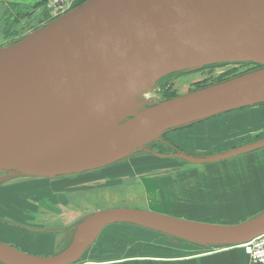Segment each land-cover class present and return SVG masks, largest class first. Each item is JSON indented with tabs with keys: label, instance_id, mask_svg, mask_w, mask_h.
<instances>
[{
	"label": "water",
	"instance_id": "water-1",
	"mask_svg": "<svg viewBox=\"0 0 264 264\" xmlns=\"http://www.w3.org/2000/svg\"><path fill=\"white\" fill-rule=\"evenodd\" d=\"M236 55L263 68L148 108L71 158V163L108 150L124 152L156 131L264 102V0H89L0 50V168L20 163L15 159L23 153L150 73L163 78L196 65L187 64L195 59ZM261 148L264 139L215 156L180 157L207 164ZM43 167H29L27 172L53 177L88 170L81 166L49 173ZM118 222L211 245H242L264 232V212L242 223L220 225L113 208L82 221L70 245L58 254L36 257L0 243V260L73 264L106 226Z\"/></svg>",
	"mask_w": 264,
	"mask_h": 264
},
{
	"label": "rangeland",
	"instance_id": "rangeland-1",
	"mask_svg": "<svg viewBox=\"0 0 264 264\" xmlns=\"http://www.w3.org/2000/svg\"><path fill=\"white\" fill-rule=\"evenodd\" d=\"M88 1L0 0V50L44 29ZM255 62L249 59L207 61L184 67L163 78L157 77L153 85L131 96L126 105L121 106L123 111L118 110L109 120L103 119L101 135L94 134L85 143L82 142L84 139H78L76 146L69 147L68 151L55 147L52 149L57 151L44 153V148L57 139L53 136L25 152V155H34L28 157L25 164L6 165L0 170V240L11 243L7 245L12 247L38 253L40 249L36 245L29 246L31 240L26 244L21 237L41 232L35 231L33 222L55 219L57 224L51 229L70 227L64 244L51 251L55 255L70 245L82 221L113 208L147 209L180 219L220 225L238 224L259 214L261 209L254 204L259 196L264 198V148L207 164H192L180 155L215 156L263 140L264 102L156 131L137 146L130 149L128 145L124 152L108 150L93 159L71 163V158L88 151L120 124L166 101L163 89L173 96H184L220 79L263 68ZM63 132L62 129L57 134L63 137ZM95 135L98 137L94 139ZM68 154L72 155L65 157ZM63 157L66 164L61 163ZM51 159L56 160L49 161ZM37 165L45 166L48 169L45 172L49 173L54 170L71 172L81 166L88 171L80 169L75 174L56 177L27 172L29 167ZM238 205L243 207L244 218L232 217L233 220L230 214ZM208 207L211 212L220 210L219 207L227 208L224 211L227 215L224 212L201 217L194 215ZM78 213L82 215L76 217ZM107 227L114 228L116 231L113 232L119 235L105 241L116 250L113 257L132 254L134 249L148 248V245L177 249L173 242L182 241L165 232L128 222ZM105 236L110 237V234ZM37 238L38 242L44 241L38 235ZM60 241L63 243L64 240Z\"/></svg>",
	"mask_w": 264,
	"mask_h": 264
},
{
	"label": "crops",
	"instance_id": "crops-1",
	"mask_svg": "<svg viewBox=\"0 0 264 264\" xmlns=\"http://www.w3.org/2000/svg\"><path fill=\"white\" fill-rule=\"evenodd\" d=\"M71 174H75V173H70V174L66 173L63 175H71ZM63 175H59V176H63ZM262 197L263 195L261 197L259 196L254 204L255 206L258 207L259 210L261 209L260 211L261 213L264 211V198ZM236 207H238L235 208L237 209L236 210L237 212L236 211L233 213L231 212L230 218L232 217L241 218V219L244 218V215L242 214L243 207L241 205H238ZM219 208L220 210L211 212V208L208 207L206 210L194 215H197L198 217L205 215L210 216V214H221L227 209V208L222 209V207ZM76 213L77 212H75V214ZM80 215H82V213H78L76 217ZM224 215L227 214H225L224 212ZM198 222H202V221L199 220ZM55 224H57L55 219H48L45 222H40V221L33 222L35 231H41L40 233H36V234L41 238H43L44 241L38 242L37 240L38 238L35 233L29 234L26 237H24L25 235H22L21 240L23 241L26 240V244L30 243V241L28 240H31L32 242L29 244V246L36 245V247L40 249L38 253L32 252L30 250L22 249L19 248L18 246L13 245L14 248L24 254H29L36 257H39V255L51 256L52 255L51 251H53V248L60 247L61 245H63L65 240H67V236L69 234L68 231H70L69 225H66L63 230H61L62 226L55 227L56 230L51 229L55 226ZM229 224H235V223H229ZM113 231L116 230L112 227L110 228L107 227L104 230H102L95 237V239L92 241L90 246L81 256V258H79V260H77L73 264H253L243 245L200 244V243L186 241L183 239H181L182 240L181 242H173V245H175L177 249L169 250L170 249L169 247L158 248L148 245V248L143 247V248L134 249V252L132 254H125V255L113 257L114 252L116 250L113 247L108 246L109 244L105 243L106 240L119 236L117 233ZM106 233L110 234V237H106L105 236ZM60 240H64L63 243H61ZM0 242L6 244V242H4L3 240H0ZM7 244H11V243H7ZM122 249L125 250L124 247H122ZM0 261L2 264H7V262H5L4 260H0Z\"/></svg>",
	"mask_w": 264,
	"mask_h": 264
},
{
	"label": "bare ground",
	"instance_id": "bare-ground-1",
	"mask_svg": "<svg viewBox=\"0 0 264 264\" xmlns=\"http://www.w3.org/2000/svg\"><path fill=\"white\" fill-rule=\"evenodd\" d=\"M247 58L248 57L239 56V55L231 56V57L230 56H207V57H203V58H199V59H195V60L189 61V62H187V64L192 65V64H197V63H202V62H207V61H220V60H224V59L244 60V59H247ZM156 75L157 74L150 73V74L142 77L141 79H138V81L126 86L125 88L121 89L118 92L110 94L103 101L97 103L96 105H94L90 109H88L85 112H83L80 115H78L71 122L66 124L65 125L66 127L64 126V128H62L64 130V132H63L64 135L61 133L63 135V137H61V135L57 134L59 132L58 131V132L52 134L51 136H49L47 138V139H49V138H51L53 136H54V138L57 137V139L55 140V142L53 144H50L47 147L45 146L46 148H44L43 151H46V152H44V153H47V152L52 153L53 151H57V149H52V148H55V147H59L60 150L68 151L69 147L76 146L77 142H79L78 139L81 140V141L84 139L82 142L85 143L86 141H88V139L90 140V138H92V136L94 134H97V133L98 134H100V133L102 134L104 130L100 131V128L103 127V119L109 120L114 115H116V112L118 110L123 111L122 110L123 108L121 106H123L124 104L126 105V103L128 102V99L131 98V96H134V94H138V92L143 90V88H147V87H150L151 85H153L155 80H156ZM73 123L75 125H73V126L68 128V126L70 124H73ZM67 131H69V132L65 135V133ZM56 134H57V136H56ZM96 136L97 135L94 136V139L98 137V136L97 137ZM55 145H58V146H55ZM80 145H82V144H80ZM34 148H32V149H34ZM76 148L77 147H75V149ZM28 152H26V153H28ZM26 153H23L21 156H19L15 160L23 164L24 161L28 157L29 158H33L34 155L29 156L30 153L25 155ZM38 154H40V153H38ZM38 154H35V155H38ZM70 155H72V154H68L65 157H68ZM53 157H55V156H52L51 158H53ZM65 157H63L62 160H61L62 164H66V161L64 160ZM53 160H56V159H51L49 161H53ZM9 165H11V164H9ZM53 165L56 166L57 164L53 163ZM41 167H43V166H41ZM3 168L4 167H1L0 170H2ZM254 217H252V218H254ZM252 218H250V219H252ZM248 220H246V221H248Z\"/></svg>",
	"mask_w": 264,
	"mask_h": 264
},
{
	"label": "built area",
	"instance_id": "built-area-1",
	"mask_svg": "<svg viewBox=\"0 0 264 264\" xmlns=\"http://www.w3.org/2000/svg\"><path fill=\"white\" fill-rule=\"evenodd\" d=\"M243 246L253 264H264V232Z\"/></svg>",
	"mask_w": 264,
	"mask_h": 264
},
{
	"label": "trees",
	"instance_id": "trees-1",
	"mask_svg": "<svg viewBox=\"0 0 264 264\" xmlns=\"http://www.w3.org/2000/svg\"><path fill=\"white\" fill-rule=\"evenodd\" d=\"M20 36L21 35H19L18 36V38H20ZM17 38V39H18ZM255 65H259V66H262L261 64H259V63H257V62H255ZM250 72H252L251 70L250 71H247V72H245V73H242V74H240V75H237V76H234V77H230V78H224V79H220L219 81H217L215 84H211V85H208V86H204V87H209V86H212V85H216V84H219V83H222V82H225V81H228V80H230V79H233V78H236V77H239V76H241V75H244V74H247V73H250ZM168 76V75H167ZM209 84V83H208ZM202 89V88H201ZM163 96H164V99H166V100H169V99H173V98H175V97H177V96H173L172 94H170L169 93V91L167 90H165V89H163Z\"/></svg>",
	"mask_w": 264,
	"mask_h": 264
},
{
	"label": "flooded vegetation",
	"instance_id": "flooded-vegetation-1",
	"mask_svg": "<svg viewBox=\"0 0 264 264\" xmlns=\"http://www.w3.org/2000/svg\"><path fill=\"white\" fill-rule=\"evenodd\" d=\"M141 210H147V209H141ZM147 211H149V210H147ZM165 215V214H164ZM169 216V215H168Z\"/></svg>",
	"mask_w": 264,
	"mask_h": 264
}]
</instances>
